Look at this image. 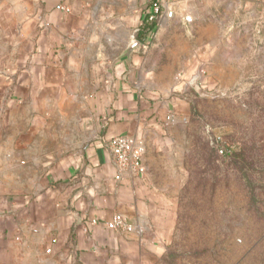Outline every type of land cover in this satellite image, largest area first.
<instances>
[{"label": "crops", "instance_id": "0c3cea01", "mask_svg": "<svg viewBox=\"0 0 264 264\" xmlns=\"http://www.w3.org/2000/svg\"><path fill=\"white\" fill-rule=\"evenodd\" d=\"M154 1L162 14L143 42L137 31ZM243 8L262 15L264 0H0V264L162 257L174 209L162 182L172 141L161 134L169 111L186 108L165 95L181 71L220 78L228 67L216 43L205 50L198 20L212 13L219 28L220 10ZM135 39L140 50L122 58ZM76 132L83 144L61 145ZM117 135L141 140L143 174L117 178L106 146ZM117 213L138 230L107 227Z\"/></svg>", "mask_w": 264, "mask_h": 264}, {"label": "rangeland", "instance_id": "374dc122", "mask_svg": "<svg viewBox=\"0 0 264 264\" xmlns=\"http://www.w3.org/2000/svg\"><path fill=\"white\" fill-rule=\"evenodd\" d=\"M220 12L219 28L212 13L198 22L205 50L216 43L228 68L217 79L181 71L165 95L186 108L169 111L161 134L172 141L162 182L174 221L155 264H264V13ZM76 137L61 145L84 143Z\"/></svg>", "mask_w": 264, "mask_h": 264}, {"label": "built area", "instance_id": "2783aa9c", "mask_svg": "<svg viewBox=\"0 0 264 264\" xmlns=\"http://www.w3.org/2000/svg\"><path fill=\"white\" fill-rule=\"evenodd\" d=\"M58 8H65L58 5ZM162 14V7L159 1H155L152 5V13L149 19L159 17ZM174 11H167V15L172 17ZM187 21H191L192 17L186 16ZM106 146L112 154L113 161L119 172L117 178H120L123 171H128L133 175H141L146 171V165L143 159L144 149L142 143L132 135H117L107 140ZM97 223L98 220H94ZM107 227L111 229H119L125 232H134L138 227L128 221L122 214H115L112 220L106 221Z\"/></svg>", "mask_w": 264, "mask_h": 264}, {"label": "trees", "instance_id": "16d2710c", "mask_svg": "<svg viewBox=\"0 0 264 264\" xmlns=\"http://www.w3.org/2000/svg\"><path fill=\"white\" fill-rule=\"evenodd\" d=\"M153 3H151L149 8L147 9L144 18H143L142 22L139 25L137 38H139L141 41H145V39H146L147 35L149 34V32H151L155 28V26L157 24V17H155L153 19H149V16L152 13L151 9H152Z\"/></svg>", "mask_w": 264, "mask_h": 264}, {"label": "water", "instance_id": "95a60500", "mask_svg": "<svg viewBox=\"0 0 264 264\" xmlns=\"http://www.w3.org/2000/svg\"><path fill=\"white\" fill-rule=\"evenodd\" d=\"M142 46V42L138 39H135L123 52L122 58L130 59V56L133 52L139 51Z\"/></svg>", "mask_w": 264, "mask_h": 264}]
</instances>
